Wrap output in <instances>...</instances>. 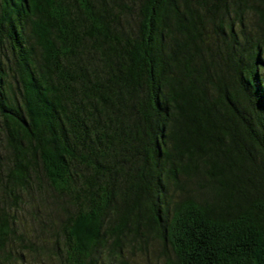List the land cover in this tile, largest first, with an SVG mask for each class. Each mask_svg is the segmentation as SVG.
Masks as SVG:
<instances>
[{"label": "trees", "instance_id": "obj_1", "mask_svg": "<svg viewBox=\"0 0 264 264\" xmlns=\"http://www.w3.org/2000/svg\"><path fill=\"white\" fill-rule=\"evenodd\" d=\"M37 172L65 264H264V0H0V189Z\"/></svg>", "mask_w": 264, "mask_h": 264}, {"label": "rangeland", "instance_id": "obj_2", "mask_svg": "<svg viewBox=\"0 0 264 264\" xmlns=\"http://www.w3.org/2000/svg\"><path fill=\"white\" fill-rule=\"evenodd\" d=\"M0 189V205L12 219L13 236L0 245V264H65V208L71 209L65 196L56 195L40 172L28 192L16 198ZM9 194V195H8ZM161 245L149 239L146 245L130 246L122 252L125 264H157ZM99 264H117L114 253L104 249L97 253Z\"/></svg>", "mask_w": 264, "mask_h": 264}]
</instances>
